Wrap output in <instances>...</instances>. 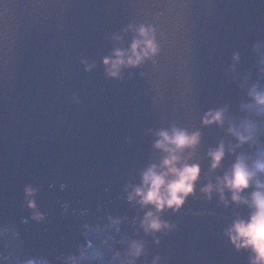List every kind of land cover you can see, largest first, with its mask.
<instances>
[{
	"label": "water",
	"instance_id": "1",
	"mask_svg": "<svg viewBox=\"0 0 264 264\" xmlns=\"http://www.w3.org/2000/svg\"><path fill=\"white\" fill-rule=\"evenodd\" d=\"M141 26L158 51L109 77L105 58L128 51ZM259 94L264 0H0V264L76 256L87 224L116 225L140 251L135 264H253L226 232L249 220L255 182L240 194L247 204L202 189L239 157L264 160ZM209 112L222 123L206 125ZM174 127L200 134L182 154L200 175L178 210L159 213L169 227L146 233L155 209L128 196L163 159L157 133Z\"/></svg>",
	"mask_w": 264,
	"mask_h": 264
},
{
	"label": "clouds",
	"instance_id": "2",
	"mask_svg": "<svg viewBox=\"0 0 264 264\" xmlns=\"http://www.w3.org/2000/svg\"><path fill=\"white\" fill-rule=\"evenodd\" d=\"M139 39H134L128 51L115 50L114 58H105L106 74L111 78H119L124 68L138 67L144 60L154 56L158 51L155 43V36L151 28L141 26L137 30ZM86 70H91L87 68ZM257 104L264 106V94L255 97ZM222 112H209L206 114L204 123L221 124ZM158 139L154 144L164 156L159 166L153 165L142 173V185L132 189L129 194V201L135 200L141 207L151 205L155 212H147L141 227L147 232H158L162 228L169 226L160 220L159 213L164 209L178 210L185 199L194 191V184L200 175V167L197 164H189L191 159L182 158L186 149H194L200 140V134L188 133L179 128H172L171 131L162 130L157 133ZM241 143L246 142L247 138L239 136ZM224 146L221 145L209 152L211 158V169L219 167L224 158ZM257 173H264V160H257L252 168H249L245 159L239 157L232 166L230 172L225 173L222 178H217L216 185L209 184L202 192L211 198V193L215 191L225 203L224 191L229 190L234 203H248L242 199L241 192L247 189L251 183L255 182L258 189L251 194V213L247 222L236 220L232 227L228 229L226 235L231 243L240 249H251L254 253L253 264H264V183L256 180ZM26 196L35 195L31 188L25 189ZM28 207L35 209V203L31 199ZM34 219H42L36 215ZM139 251V250H138Z\"/></svg>",
	"mask_w": 264,
	"mask_h": 264
},
{
	"label": "trees",
	"instance_id": "3",
	"mask_svg": "<svg viewBox=\"0 0 264 264\" xmlns=\"http://www.w3.org/2000/svg\"><path fill=\"white\" fill-rule=\"evenodd\" d=\"M87 243L82 246L73 264H117L116 257L126 248L127 237L110 225L96 229L88 226L85 231ZM69 257V256H66ZM34 264H50L44 259H34Z\"/></svg>",
	"mask_w": 264,
	"mask_h": 264
},
{
	"label": "rangeland",
	"instance_id": "4",
	"mask_svg": "<svg viewBox=\"0 0 264 264\" xmlns=\"http://www.w3.org/2000/svg\"><path fill=\"white\" fill-rule=\"evenodd\" d=\"M88 226H89L88 224L85 226L86 227L85 231L87 230ZM92 227H93V229L94 228L101 229L102 227H105V226L99 227V225H95ZM125 242H126V248L116 257V262H117V264H124V262L127 261L126 262L127 264H135L137 261V257H139L138 254H140V251H138L139 249L129 239V237H127V241H125ZM78 255L79 254H77L76 257ZM73 257H74L73 255L69 256V257L64 256L60 260H62L63 263L67 262L68 264H73L75 261V259Z\"/></svg>",
	"mask_w": 264,
	"mask_h": 264
},
{
	"label": "built area",
	"instance_id": "5",
	"mask_svg": "<svg viewBox=\"0 0 264 264\" xmlns=\"http://www.w3.org/2000/svg\"><path fill=\"white\" fill-rule=\"evenodd\" d=\"M6 264H34V259L31 257L30 259L26 260L25 262L20 263L16 258H14L11 261H7Z\"/></svg>",
	"mask_w": 264,
	"mask_h": 264
},
{
	"label": "flooded vegetation",
	"instance_id": "6",
	"mask_svg": "<svg viewBox=\"0 0 264 264\" xmlns=\"http://www.w3.org/2000/svg\"><path fill=\"white\" fill-rule=\"evenodd\" d=\"M81 248H82V246L79 247L78 251H80ZM139 255H140V254H138V256H139ZM64 256H72V255H63V256L59 257V258L57 259V261H58L57 264H60V263H59V260H60L62 257H64ZM137 259H138V257H137Z\"/></svg>",
	"mask_w": 264,
	"mask_h": 264
}]
</instances>
